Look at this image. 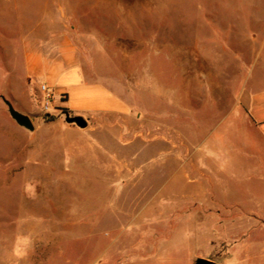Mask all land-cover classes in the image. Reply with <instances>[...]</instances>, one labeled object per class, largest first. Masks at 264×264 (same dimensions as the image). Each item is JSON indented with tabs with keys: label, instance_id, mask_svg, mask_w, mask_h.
I'll return each instance as SVG.
<instances>
[{
	"label": "rangeland",
	"instance_id": "374dc122",
	"mask_svg": "<svg viewBox=\"0 0 264 264\" xmlns=\"http://www.w3.org/2000/svg\"><path fill=\"white\" fill-rule=\"evenodd\" d=\"M49 34L67 36L86 80L122 99L123 114H44L24 97V42ZM245 88L264 89V0H0V264L243 259L249 217L177 197L197 198L186 181L196 170L180 169L181 132L254 159L256 143L227 117ZM29 104L38 113L20 110ZM235 188L264 196L257 185Z\"/></svg>",
	"mask_w": 264,
	"mask_h": 264
},
{
	"label": "crops",
	"instance_id": "0c3cea01",
	"mask_svg": "<svg viewBox=\"0 0 264 264\" xmlns=\"http://www.w3.org/2000/svg\"><path fill=\"white\" fill-rule=\"evenodd\" d=\"M23 56L25 79L30 80V86L23 92L24 97L41 96L38 86L45 84L53 92V107L56 110L62 109L74 116L86 115L90 118L125 112L126 105L122 99L113 95L107 87L86 80L77 51L65 34H49L41 38L31 36L24 42ZM57 102L62 106L56 107ZM20 110L24 113H38L30 104L24 111ZM227 117L232 118L233 128L247 131L250 139L256 143L254 159L238 160L244 151L236 146L224 148L222 152L213 145L201 147L203 145L198 140L196 145H192L181 132L180 169L196 170V176L186 178V181L189 185H194L197 198H194L191 189L181 190L177 198L180 201L201 198L213 202H227L217 203L214 207L217 210L240 211L243 216L249 217L251 220L245 222L243 228V232L249 235H246L243 245L240 246L246 256L225 264H264V239L260 242L252 239L253 233L264 232V196L251 194L250 190L245 193L235 188L238 185H257L261 191L264 189V89L242 90L233 112ZM222 121L213 126L220 125ZM175 197L176 195L171 194L168 200ZM247 198L252 201L250 209H246L241 203V200ZM181 206L186 211L183 215L187 216L189 208ZM254 254L258 256L253 257Z\"/></svg>",
	"mask_w": 264,
	"mask_h": 264
},
{
	"label": "water",
	"instance_id": "95a60500",
	"mask_svg": "<svg viewBox=\"0 0 264 264\" xmlns=\"http://www.w3.org/2000/svg\"><path fill=\"white\" fill-rule=\"evenodd\" d=\"M4 102L8 107V112L11 118L16 122V124L22 128L32 131L33 125L31 123L30 118L26 115L20 114L19 112L15 111L7 101ZM65 121L70 124L73 123L81 129H84L87 126L86 122L81 117H70L69 114L67 113L65 114ZM195 264H215V263L207 259H196Z\"/></svg>",
	"mask_w": 264,
	"mask_h": 264
},
{
	"label": "built area",
	"instance_id": "2783aa9c",
	"mask_svg": "<svg viewBox=\"0 0 264 264\" xmlns=\"http://www.w3.org/2000/svg\"><path fill=\"white\" fill-rule=\"evenodd\" d=\"M38 91L41 96L33 97L34 103L39 106L42 113L50 114V110L53 108V92L45 84H40Z\"/></svg>",
	"mask_w": 264,
	"mask_h": 264
},
{
	"label": "trees",
	"instance_id": "16d2710c",
	"mask_svg": "<svg viewBox=\"0 0 264 264\" xmlns=\"http://www.w3.org/2000/svg\"><path fill=\"white\" fill-rule=\"evenodd\" d=\"M64 111H66V110H64ZM44 119H45L46 121H53V120H54V118H53L52 116H50V115H45V116H44Z\"/></svg>",
	"mask_w": 264,
	"mask_h": 264
}]
</instances>
